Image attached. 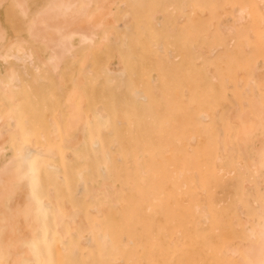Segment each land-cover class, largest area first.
I'll use <instances>...</instances> for the list:
<instances>
[{
    "label": "bare ground",
    "instance_id": "bare-ground-1",
    "mask_svg": "<svg viewBox=\"0 0 264 264\" xmlns=\"http://www.w3.org/2000/svg\"><path fill=\"white\" fill-rule=\"evenodd\" d=\"M1 8L0 264H264V0Z\"/></svg>",
    "mask_w": 264,
    "mask_h": 264
},
{
    "label": "rangeland",
    "instance_id": "rangeland-1",
    "mask_svg": "<svg viewBox=\"0 0 264 264\" xmlns=\"http://www.w3.org/2000/svg\"><path fill=\"white\" fill-rule=\"evenodd\" d=\"M6 16H7V14H5V11L3 10V8H1L0 9V19L4 22V20H6ZM8 22H9V20H8ZM6 24H7V22H6ZM9 24H10V22H9ZM14 25V24H13ZM15 26V25H14ZM143 34H147V33H143ZM147 37V36H146Z\"/></svg>",
    "mask_w": 264,
    "mask_h": 264
}]
</instances>
